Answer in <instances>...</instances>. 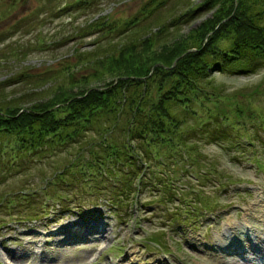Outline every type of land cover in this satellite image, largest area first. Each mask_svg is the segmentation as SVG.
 Segmentation results:
<instances>
[{"label": "rangeland", "instance_id": "rangeland-1", "mask_svg": "<svg viewBox=\"0 0 264 264\" xmlns=\"http://www.w3.org/2000/svg\"><path fill=\"white\" fill-rule=\"evenodd\" d=\"M149 1L91 0L57 16L64 0H0V94L24 105L48 98L58 85L91 75L90 63L102 54L84 61L78 54L92 53L96 39L116 40L120 25L136 17L140 23L126 32L144 36L200 2L163 0L158 8ZM209 15L201 10L174 28L184 34ZM95 18L119 24L115 34H85ZM254 65L211 70L208 98L191 103L200 119L216 113L235 120L234 128L226 125L233 142L210 139L207 131L191 136V148L166 147L171 159L155 167L154 177V167L143 164L141 172L151 177L140 187L133 183L135 193L124 200L111 201L121 189H110L108 177L97 189L73 174L51 181L71 160L89 159L86 147L98 142L93 131L22 159L1 143L17 166L5 170L0 163V264H208L210 253L229 263L264 264V59ZM225 123L221 117L220 127ZM137 156L138 164L145 161ZM163 181L177 197L167 196ZM89 225L97 227L84 231ZM234 226L246 237L243 251H236ZM154 234L160 237L151 240Z\"/></svg>", "mask_w": 264, "mask_h": 264}, {"label": "trees", "instance_id": "trees-1", "mask_svg": "<svg viewBox=\"0 0 264 264\" xmlns=\"http://www.w3.org/2000/svg\"><path fill=\"white\" fill-rule=\"evenodd\" d=\"M162 1L150 0L146 6L158 2L159 8ZM90 2L64 0L62 8H56L55 12L60 16L70 7ZM201 10L210 11V15L186 33L174 28ZM183 14L141 37L126 32L140 23L136 17L120 25L116 40L102 44L103 40L96 39L92 53L78 54L81 61L102 54L93 64L89 62L91 75L58 85L48 98L24 105L0 94V163L5 170L17 166L3 154L8 144L13 146L10 152L18 151L22 159L54 145L74 139L76 142L86 132L93 131L98 142L89 143L90 147L82 145L80 149V153L84 147L88 149L85 154L89 159L71 160V168L66 171L63 167L58 178L51 181L65 180L73 174L77 182L89 181L97 189L108 177L110 189H121L114 198L109 197L115 202L121 195L119 199L124 200L135 193L133 183L140 187L139 183L151 177L141 172L143 164L154 167L151 168L154 173L156 166L171 159V153L166 155L163 149L168 147L169 152L188 149L195 132L208 131L210 139L233 142L227 127L234 128L235 120L216 113L200 119L195 117L191 103L200 96L208 98L211 70L244 72L254 69V64L264 59V0H200ZM101 19L92 20L85 34L97 32L106 37L115 34L119 24ZM237 112L234 111L239 116ZM221 117L226 122L223 128ZM4 142L6 145L1 144ZM138 153L145 157L141 164L137 161ZM165 182L162 188L167 193ZM153 183L157 182L153 180ZM24 191L19 189L18 197H26L31 204L32 197ZM167 196L171 199L177 193ZM207 201L203 204L205 208ZM159 237L154 234L151 240Z\"/></svg>", "mask_w": 264, "mask_h": 264}, {"label": "bare ground", "instance_id": "bare-ground-1", "mask_svg": "<svg viewBox=\"0 0 264 264\" xmlns=\"http://www.w3.org/2000/svg\"><path fill=\"white\" fill-rule=\"evenodd\" d=\"M93 226L95 225H89L88 228L84 227V231H90ZM97 226H95L96 228ZM239 227V226H238ZM93 229V228H92ZM239 229V228H238ZM237 229V226H234V229L231 230L232 234H231V237L236 240L238 242V244L240 245V250H236V251H243L245 249V247L242 245V243H244L243 239H245L246 237L243 236L242 234H240V230ZM67 230V229H65ZM242 230V229H241ZM79 231V230H78ZM209 253V252H208ZM207 253V254H208ZM213 253H210L209 256H211V258H205L204 261L208 264H235L236 262L234 263H229V262H226L225 260L221 259L220 256H217V253L216 254H213ZM220 255V254H219Z\"/></svg>", "mask_w": 264, "mask_h": 264}, {"label": "water", "instance_id": "water-1", "mask_svg": "<svg viewBox=\"0 0 264 264\" xmlns=\"http://www.w3.org/2000/svg\"><path fill=\"white\" fill-rule=\"evenodd\" d=\"M236 5V4H235Z\"/></svg>", "mask_w": 264, "mask_h": 264}]
</instances>
